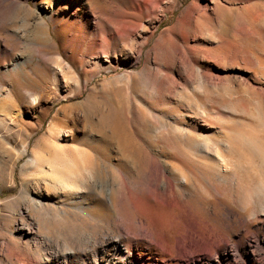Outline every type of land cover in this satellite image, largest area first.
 <instances>
[{
	"label": "rangeland",
	"instance_id": "374dc122",
	"mask_svg": "<svg viewBox=\"0 0 264 264\" xmlns=\"http://www.w3.org/2000/svg\"><path fill=\"white\" fill-rule=\"evenodd\" d=\"M191 1L149 19L89 0L91 30L49 18L47 0L0 1V264H176L190 218L216 241L264 237L261 219L229 215L228 192L240 181L250 202L264 185L248 149L264 138V0L185 14ZM27 9L50 25L38 47L22 40ZM215 149L225 178L203 158Z\"/></svg>",
	"mask_w": 264,
	"mask_h": 264
},
{
	"label": "bare ground",
	"instance_id": "6f19581e",
	"mask_svg": "<svg viewBox=\"0 0 264 264\" xmlns=\"http://www.w3.org/2000/svg\"><path fill=\"white\" fill-rule=\"evenodd\" d=\"M0 1L8 2L9 4L15 3V0H0ZM221 1H227V0H207L204 4H201L199 0H192L191 3L186 7L184 13L187 14L188 12H190V10H193L191 8L200 7L201 11L204 14L206 13L207 9H209V6L211 4L214 5L215 8H220ZM165 3H166V0H132L131 5L135 13L140 14V15H145L150 19L151 15L155 11L157 12L161 11L162 13H165L167 11L165 7L166 6ZM46 4L49 5L50 10H51L49 18H51V14L52 15L57 14L58 16H61V17L73 16L75 20L86 24L89 29L93 27V21L97 18L95 13L90 12L88 10L89 0H47ZM142 7L144 8L142 9ZM25 11L26 12L24 15H26L25 16L26 19L25 20L23 19L22 21L23 23L22 24L23 33L21 32L22 40H23V37H25V40H23V42L25 46L27 47H34V46L38 47L40 43L39 30H41L44 34L47 33L48 35L49 28H50L49 22L45 20L44 17L40 15V13L36 14L31 9H27ZM261 15L262 13L258 12L257 18H261L262 17ZM149 19L145 23H148L150 21ZM160 21L161 19L158 20L157 23H159ZM127 25L128 24L125 25L126 28L133 29V30L135 28L138 29L139 27V25L136 24L134 21H132V23L130 22L129 26ZM227 139H228V142H230L234 148L243 149L244 147H246V144L243 143L241 140L236 139V137L228 136ZM254 148L261 150L263 152V156L261 157V165L259 167L258 166L255 167V169H256V172L257 171L260 172V174L258 172V175H260L264 180V138L255 139L254 142L252 141V143L249 144L248 149L250 151ZM203 158L209 159L215 163L220 164L221 169H219V174L222 175V178H225L226 176H228L229 169L225 168L227 167L228 161L225 155L222 153V151L216 150L215 152L209 153L205 157L203 156ZM36 162L38 163V161ZM37 169L42 174L47 172V169H44V167L41 165L38 166ZM55 171L56 170H54V172ZM261 177L259 178L261 179L260 181H262ZM262 182L264 183V181ZM257 185L259 184L257 183ZM171 187H172V181L168 179L162 185L161 189L167 190ZM230 188H231V191L229 190ZM230 188L228 189V192H230L232 201H230V199L229 201L233 205V207L229 208L231 211L230 212L228 210L230 212V213L228 212L229 215L231 217H234L237 222L241 223V217L242 218L244 217L241 216L239 212H242V213L246 212L249 214V217H248L249 219H254V220L258 219L259 221L261 219V221L264 223V185L259 186L258 189L256 188L258 192L255 191L256 194L254 195L256 196H254L252 193L253 197H251L250 202L249 201L247 202V200L245 199L246 197L244 196L245 194H243V192L240 191L241 189L240 181L235 182V184ZM225 192H218V197L221 199H224L225 196H227L226 194L227 192L226 193ZM223 201L224 203H228V202H225V200ZM187 223H188L189 228L186 229L183 235L178 236L176 239V244L174 247L175 253L173 257L171 258V260H174L176 264H239L240 262H242L243 264H258L256 254H254V252L256 249L258 250L264 249V237L262 235L260 236L258 232L252 233V235H250L252 238H249V239L246 238L247 239L246 242L237 241L239 240L237 239L236 241L234 240L235 242L233 244H231L227 241H222L219 239L220 241L224 242L223 245L220 246L219 244L220 243L222 244V242L218 240H217L218 242L216 241V238H218V236L214 237L213 235L209 234L210 232L207 233L209 234L208 237L205 236L206 234H203L205 238L200 236L201 234L199 233V231L201 230H199L198 221L190 218L187 220ZM263 223L260 226L259 225L254 226L253 228H255L258 231L260 229H264ZM242 230H245V229H242ZM197 236L198 237L200 236V237L198 238ZM222 236L224 237L225 235H222ZM194 237H197V241L194 239ZM193 239L196 242H193ZM186 252L187 253L191 252L193 255H195V257L193 258V255H192V259H186L185 258ZM262 258H264V256H262Z\"/></svg>",
	"mask_w": 264,
	"mask_h": 264
}]
</instances>
